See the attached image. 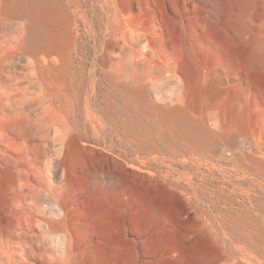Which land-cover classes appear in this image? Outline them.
I'll list each match as a JSON object with an SVG mask.
<instances>
[{
    "label": "rangeland",
    "instance_id": "1",
    "mask_svg": "<svg viewBox=\"0 0 264 264\" xmlns=\"http://www.w3.org/2000/svg\"><path fill=\"white\" fill-rule=\"evenodd\" d=\"M50 2L46 45L0 0L3 264L9 245L14 264H264V0L226 45L200 17L216 0ZM128 6L163 55L138 62ZM23 195L34 209L12 214Z\"/></svg>",
    "mask_w": 264,
    "mask_h": 264
},
{
    "label": "bare ground",
    "instance_id": "2",
    "mask_svg": "<svg viewBox=\"0 0 264 264\" xmlns=\"http://www.w3.org/2000/svg\"><path fill=\"white\" fill-rule=\"evenodd\" d=\"M187 0H184L186 2ZM198 1V0H196ZM217 2V12L214 16L208 15L206 10L202 8L200 10V17L204 23L209 27L212 32L214 39L220 44L228 43V33L234 26L241 25L243 33H247L248 28L247 25L243 27V17L250 13L253 8V14L257 12V8L252 6V0H241V7L236 6V0H216ZM52 3L50 0H6L4 5V9L10 10L14 13H18L22 16H26L29 20V33L31 34L30 38L34 43H42V44H52L55 41L54 31L48 28L49 24L54 25L55 20L53 18V12H51ZM53 7V6H52ZM157 7L154 6V12H156ZM187 12V11H186ZM148 10L145 8L139 9L135 11L132 7H125L121 9V19L124 25V31L122 33H130L136 39L134 40V45L132 47L134 54L138 62L143 60L150 59V57H159L160 54H164L165 52L157 51L152 49L151 41L155 38L156 28H151L149 20L151 21L153 16L148 17ZM264 16V9L263 14ZM155 18H157V14H155ZM260 25V30L264 33V19ZM143 37L146 39L145 45H143V49H139L138 45L141 44ZM253 49L255 51L254 58H250V60L256 62L259 65H264V46L259 45L255 38L252 41ZM166 54H168L166 52ZM249 60V59H248ZM169 115L174 114L177 119L182 123L183 119L187 117L184 113L182 107L176 106L174 109L166 111ZM116 185L121 186L122 184L116 183ZM41 191L38 190L37 193ZM29 199L28 195H23L20 197H14L11 199V205L13 207V213L24 214L30 212L32 208L34 209L33 204L27 202ZM54 211V208H53ZM102 218H99V220ZM101 221V220H100ZM32 229V225L30 223H24L19 218L16 227V235L18 238L23 239L28 237L27 231ZM71 236L70 231L67 233L66 237L69 238ZM42 245L35 244V247L41 248ZM17 246L9 245L8 249V264H14V260L17 257V254L12 251L15 250ZM67 256L72 258L70 254ZM39 258V257H36ZM45 259V258H44ZM51 259H55L54 255H51ZM6 259H0V264Z\"/></svg>",
    "mask_w": 264,
    "mask_h": 264
}]
</instances>
